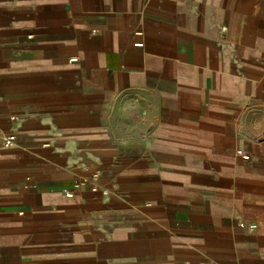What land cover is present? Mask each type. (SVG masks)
Masks as SVG:
<instances>
[{
	"label": "crops",
	"instance_id": "crops-1",
	"mask_svg": "<svg viewBox=\"0 0 264 264\" xmlns=\"http://www.w3.org/2000/svg\"><path fill=\"white\" fill-rule=\"evenodd\" d=\"M0 264H264V0H0Z\"/></svg>",
	"mask_w": 264,
	"mask_h": 264
},
{
	"label": "built area",
	"instance_id": "built-area-1",
	"mask_svg": "<svg viewBox=\"0 0 264 264\" xmlns=\"http://www.w3.org/2000/svg\"><path fill=\"white\" fill-rule=\"evenodd\" d=\"M225 30V29H223ZM16 137L14 135L9 136L5 141H4V145H11L14 141H15ZM98 176L97 175H93L90 179H84V180H78L75 182L74 186L76 189H80L82 186L86 185L87 183H92L93 187H92V191L96 192L97 191V185L95 183V181L97 180ZM64 195L66 198H73L74 196V192L73 191H69V190H64ZM251 228H255V225H252Z\"/></svg>",
	"mask_w": 264,
	"mask_h": 264
}]
</instances>
